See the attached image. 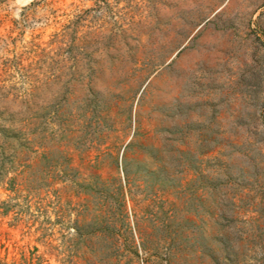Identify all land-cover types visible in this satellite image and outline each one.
<instances>
[{
	"label": "rangeland",
	"instance_id": "rangeland-1",
	"mask_svg": "<svg viewBox=\"0 0 264 264\" xmlns=\"http://www.w3.org/2000/svg\"><path fill=\"white\" fill-rule=\"evenodd\" d=\"M0 264H264V0H0Z\"/></svg>",
	"mask_w": 264,
	"mask_h": 264
}]
</instances>
